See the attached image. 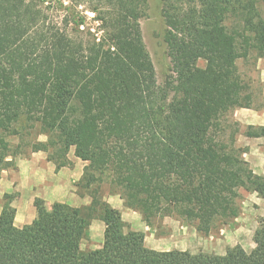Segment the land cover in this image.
<instances>
[{
    "label": "trees",
    "instance_id": "1",
    "mask_svg": "<svg viewBox=\"0 0 264 264\" xmlns=\"http://www.w3.org/2000/svg\"><path fill=\"white\" fill-rule=\"evenodd\" d=\"M58 2L67 12L61 25L47 0H0V171L29 152L60 170L74 151L86 163L76 193L91 203L49 209L37 199L34 223L17 228L18 194L5 195L0 264H264V218L251 252L157 251L105 200L106 190L119 195L156 233L157 222L172 219L210 235L240 216V190L264 199V176L236 146L240 125L228 118L253 107L238 60L264 57V0H162L164 84L143 42L145 0H91L105 35L89 32L90 41L73 32L86 24L69 17L77 5ZM245 135L264 137V127ZM97 220L104 243L82 250Z\"/></svg>",
    "mask_w": 264,
    "mask_h": 264
},
{
    "label": "crops",
    "instance_id": "2",
    "mask_svg": "<svg viewBox=\"0 0 264 264\" xmlns=\"http://www.w3.org/2000/svg\"><path fill=\"white\" fill-rule=\"evenodd\" d=\"M260 82L263 86L260 91L253 89V107L251 109H236L234 118L241 127L237 145L247 148L248 151L244 154L245 160L254 173L264 176V137L253 138L245 135L248 128L264 127V68L261 69ZM69 159L71 165L57 170L56 165L48 160L47 154L44 152H29L27 156L17 157L14 167L0 171V215L3 212L4 196L13 193L18 194L12 203L16 210L14 225L17 228H25L34 223L37 218V199L43 200L49 209L56 203L67 204L74 208L90 205L91 198L79 196L75 186L83 176L86 163L75 157L74 151L70 153ZM105 200L121 213L123 220L131 230L145 233L146 245L152 242L153 234L149 233V228L143 222L141 215L127 208L119 195L107 193ZM257 200L253 206L264 207V199L257 196ZM248 215H250L249 218H247ZM243 216L245 218L237 220V222L243 221V223L231 233L230 237L226 236V244L229 247L240 245L247 252H251L255 248L253 237L257 228L256 221L260 217H264V214L260 210L252 212L250 209L247 214L243 213ZM248 221L249 224H247ZM105 230L106 226L103 222L94 221L89 230V237L81 243L82 250L101 248L104 243ZM149 248L159 251V248L152 245ZM226 248L220 255L226 253Z\"/></svg>",
    "mask_w": 264,
    "mask_h": 264
},
{
    "label": "rangeland",
    "instance_id": "3",
    "mask_svg": "<svg viewBox=\"0 0 264 264\" xmlns=\"http://www.w3.org/2000/svg\"><path fill=\"white\" fill-rule=\"evenodd\" d=\"M47 1H49V3L46 4L49 7V19L54 23H58L59 25L62 24L64 16H66L67 12L63 11V8H60V3L58 1L63 2L65 6L70 7L72 6V4L78 6L73 7L69 16L72 19L73 16L71 14L73 13L77 20H79L80 17L85 18L86 24L81 27L79 31L75 29L73 31L78 36V38H81L84 41H90V39H92L90 33L95 34L96 37L99 38H101L102 35H105V32L101 28V21L97 19L98 15L93 11L94 5L92 4L91 0L83 1V3L80 4H77L75 0ZM143 10V16L140 19L143 42L146 50L153 60L157 75V81L159 84H164L168 77L171 64L166 52L167 46L164 42L165 22L163 17V2L162 0H145ZM262 12L264 15V6L262 7ZM73 26V24H70L69 26H67V28L72 29ZM98 29H101V31L99 32ZM98 41H100V39H98ZM260 61L262 62L260 63ZM204 64L205 62L199 61V65L201 67H204ZM238 66L242 77L246 82L249 83L252 90L255 89L260 91L262 86L260 82V76L261 69L264 68V57L258 58L256 52H252L248 58L238 60ZM259 100L261 101V97ZM228 118L231 120L232 124L235 123L236 120L234 118V112H232L228 116ZM45 139V136L39 137V140L41 141ZM11 142L13 145H17L19 139L13 137L11 138ZM236 146L239 147L238 145ZM107 193L108 190H106V194ZM240 193L241 213L240 216L236 220L232 221L229 226L220 227L219 229L213 231L210 235H205L197 232V230L192 226H182L177 221H174L172 219H165L163 222L156 223L157 233L153 230H150V228L148 227L149 233L153 234V243L151 242L146 246L150 247L152 245L153 247L159 248V251L180 250L190 251L192 253L205 252L216 255L222 254L225 251V247H227L226 251L228 248H230L226 244V236L230 237L231 233L235 231V229H237L240 224L243 223V221L237 222L239 218H245V216H243V213L247 214V212H249V210L251 209L252 212L260 210V212L264 214V207L259 208L256 205L253 206V203H255V201H258L257 196H255L257 194L251 196V194L254 193H249L245 190H240ZM249 217L250 215L247 216V218ZM262 218L264 217H260L256 221L257 228L259 226V220ZM247 224H249V221L247 222Z\"/></svg>",
    "mask_w": 264,
    "mask_h": 264
}]
</instances>
